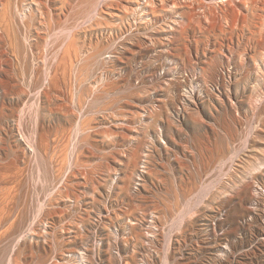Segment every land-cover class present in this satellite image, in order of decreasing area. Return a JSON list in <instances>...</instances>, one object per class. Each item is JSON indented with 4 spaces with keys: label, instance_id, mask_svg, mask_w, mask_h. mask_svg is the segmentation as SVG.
<instances>
[{
    "label": "rangeland",
    "instance_id": "1",
    "mask_svg": "<svg viewBox=\"0 0 264 264\" xmlns=\"http://www.w3.org/2000/svg\"><path fill=\"white\" fill-rule=\"evenodd\" d=\"M0 264H264V0H0Z\"/></svg>",
    "mask_w": 264,
    "mask_h": 264
}]
</instances>
